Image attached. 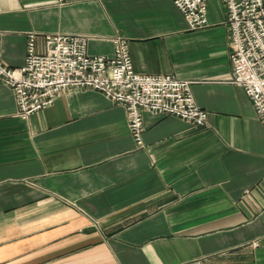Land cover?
I'll return each instance as SVG.
<instances>
[{"label": "crops", "instance_id": "1", "mask_svg": "<svg viewBox=\"0 0 264 264\" xmlns=\"http://www.w3.org/2000/svg\"><path fill=\"white\" fill-rule=\"evenodd\" d=\"M191 31L172 0H0L4 64L27 36L89 38L111 56L128 41L134 71L192 82L208 124L126 108L68 89L28 119L0 80V264H264V125L232 81L223 0Z\"/></svg>", "mask_w": 264, "mask_h": 264}, {"label": "built area", "instance_id": "2", "mask_svg": "<svg viewBox=\"0 0 264 264\" xmlns=\"http://www.w3.org/2000/svg\"><path fill=\"white\" fill-rule=\"evenodd\" d=\"M191 31L208 25L207 0H172ZM227 13L232 81L241 86L264 125V0H223ZM0 34V40H1ZM27 36L23 66L4 64L0 50V80L15 95L17 116L28 119L48 108L68 89L95 90L126 108V118L138 148L143 147V112L174 116L193 128L208 124L207 112L195 101L192 82L166 75L134 71L128 41L112 39L111 56L89 55L82 35Z\"/></svg>", "mask_w": 264, "mask_h": 264}]
</instances>
